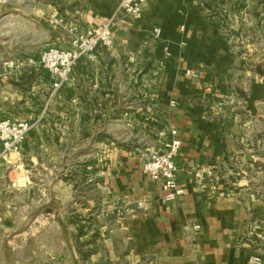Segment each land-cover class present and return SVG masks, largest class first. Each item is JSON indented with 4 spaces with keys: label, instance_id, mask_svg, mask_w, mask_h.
<instances>
[{
    "label": "crops",
    "instance_id": "obj_1",
    "mask_svg": "<svg viewBox=\"0 0 264 264\" xmlns=\"http://www.w3.org/2000/svg\"><path fill=\"white\" fill-rule=\"evenodd\" d=\"M13 1L23 0H0L1 39L3 23L29 9L30 0ZM74 1L70 16L79 28L100 26L119 3ZM133 1L140 15L121 17L112 45L98 47L94 62L77 61L58 90L53 119L39 118L20 153L0 157V264H264L256 254L264 193L243 176L264 174V155L244 159L264 149V101H255V115L246 109L251 84L263 78L256 69L264 68V0ZM40 5L38 11L55 13ZM10 58L0 56L1 71ZM189 68L201 77L185 76ZM20 75H0V117L35 119V94L51 91L42 67ZM120 107L144 115L140 126L149 131L142 134L150 132L152 143L109 150L110 162L100 169L94 134L86 137L83 128L127 120ZM70 119L73 131L48 127ZM171 129L181 142L174 160L183 194L167 204L159 183L140 168L148 151L163 149ZM234 175V182L225 180ZM80 188L91 192L82 202ZM99 188L129 212L83 233Z\"/></svg>",
    "mask_w": 264,
    "mask_h": 264
},
{
    "label": "rangeland",
    "instance_id": "obj_2",
    "mask_svg": "<svg viewBox=\"0 0 264 264\" xmlns=\"http://www.w3.org/2000/svg\"><path fill=\"white\" fill-rule=\"evenodd\" d=\"M12 4L22 6L28 4V2L25 0L21 2L13 1ZM40 4H50L52 7H54L55 13L52 10L50 13L38 11V9L41 8ZM28 5H29V9H26L24 7L22 10L23 12H20V10L18 11L17 14L19 15L17 21H14L12 24H9V21L3 23V30L1 36L2 39L0 38V41H2L3 44H0V56L14 57L7 60H15L19 58H25L28 56H34V57L38 56L39 52L49 45H53L56 47H67L69 45V36H70L69 29L72 27H77L75 26L77 23L74 22L73 20L74 17L70 16V10L72 8H75V6H77L74 0H30ZM65 9H68L67 13L65 12ZM61 17L66 18V20L69 21L59 22V19ZM77 28L79 29V27ZM141 65L143 67L144 64L142 63ZM20 76H21L20 74L17 75V77ZM38 91L39 93H36L34 97L35 106L37 109L36 118L29 120L33 123V127L36 125L39 118L52 117L50 118L51 120L53 119V116L57 114L58 111L55 110L54 108L57 104H53V103L56 102L57 99L59 98V96L57 95L59 91H57L54 94L55 98L52 100V102L50 100L51 98L54 97V95H51L50 90L43 92H41L40 90ZM238 109L244 111L243 108L237 107L236 110ZM119 111H121L122 114L130 115V117H126L127 120L119 119L113 122L112 121L108 122L107 120L100 121L98 123L93 122L91 124L89 123L88 125L85 124L83 128L86 137H88V133L89 136L90 134L91 135L94 134L96 142L94 141V144L91 149L93 152L98 153L97 158L100 169L102 168L105 169L110 162L108 157L109 150H114V149L129 150L137 147L140 148V146H147L152 143L153 138L151 134H149L150 132H148V134L145 135L142 134L143 132L147 133L149 129L147 125L146 126L143 125V127L140 126V124L142 125V122H147L144 121L143 119H140L141 117H144V115H142L141 112H139V114H137V112L130 113V111L133 112V110L124 109L121 107ZM73 115L74 113H72L71 118L73 117ZM70 120L71 122L69 123V125L56 123V125H51L48 127H51V131L54 133L60 132V130L64 131V128H66L67 126L70 128V131H73L75 125L72 124L73 120L72 119ZM144 127H146L145 129L148 130H145ZM159 127L161 128L164 127V124H159ZM139 138L141 139V142L138 141ZM84 146H86L84 148H88V149L90 148L89 145H84ZM257 151H264V149L263 150L253 149L247 154L252 153L253 156H258V157L264 155V154L256 155L255 153ZM246 155L244 156L245 161L248 163H253V160L252 162L249 161L246 158ZM234 161L235 158L230 160L231 163H234ZM255 174H256L255 170L252 171L247 170L245 171V174H243V176L245 175L244 177L248 179L253 178L255 182L254 189L255 188L258 189L259 193L262 194L264 193V174H262V176H260L259 178H257ZM220 176L222 175H219V181L221 179ZM226 179L229 182L230 181L234 182L235 175L234 178L232 179L225 177V180ZM232 189L234 190L233 186L230 185L229 190ZM78 192H79L78 193L79 199L81 202L84 201L83 196H89L91 193L90 188H80ZM247 192L250 193L251 190L248 189ZM93 197L96 200V202L93 204L94 216L92 219L89 218L88 220L84 221V223L82 224L83 233H85L88 230H91L92 228L95 229L96 226L99 227L105 226L109 219L110 221H112L111 215L113 213L115 215L114 217H116V216H124L129 212V209H125L124 205H122V203L119 202L120 200H118V198H113L111 193L106 191V188H99L97 189V192L96 190H93ZM112 210L114 212H111ZM256 254L257 256L260 257L261 260L264 261V239L261 240V244L260 246H258V250L256 251Z\"/></svg>",
    "mask_w": 264,
    "mask_h": 264
},
{
    "label": "built area",
    "instance_id": "obj_3",
    "mask_svg": "<svg viewBox=\"0 0 264 264\" xmlns=\"http://www.w3.org/2000/svg\"><path fill=\"white\" fill-rule=\"evenodd\" d=\"M140 6L133 0H119L115 11L107 17L98 27H72L69 29V45L56 47L49 45L39 52L37 58L28 56L15 60H6L2 63L0 75L17 76L30 67L40 66L45 69L51 78V95H54L70 80L74 65L81 58L94 62L98 47L108 48L112 45V35L119 25L122 16L140 15ZM160 29L155 28L152 36L157 39ZM185 76L200 78L201 73L196 69H186ZM174 105V102H170ZM33 123L27 119L0 117V157L20 153L23 142ZM181 142L177 131L171 129L169 136L163 141L162 150H150L141 162V172L151 181L159 183L164 201L169 204L183 194V188L177 180V166L175 156L179 151ZM200 181L202 177L196 174ZM12 185H16L14 182ZM197 228V227H196ZM254 262L259 258L252 257Z\"/></svg>",
    "mask_w": 264,
    "mask_h": 264
},
{
    "label": "water",
    "instance_id": "obj_4",
    "mask_svg": "<svg viewBox=\"0 0 264 264\" xmlns=\"http://www.w3.org/2000/svg\"><path fill=\"white\" fill-rule=\"evenodd\" d=\"M256 70L259 73V75L263 77V79L259 82H254L251 84L250 93L248 97L246 98V102H247L246 109L249 110L252 115H255L257 112L255 101L257 100L264 101V69H261L260 66H258ZM255 154L262 155L264 154V151H257ZM252 156L253 154L250 153L246 155V158L252 162L253 160Z\"/></svg>",
    "mask_w": 264,
    "mask_h": 264
}]
</instances>
